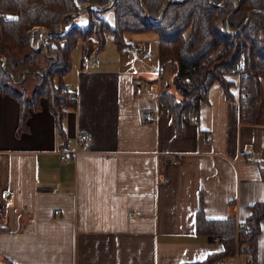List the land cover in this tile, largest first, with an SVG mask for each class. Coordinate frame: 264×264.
<instances>
[{
    "label": "crops",
    "instance_id": "1",
    "mask_svg": "<svg viewBox=\"0 0 264 264\" xmlns=\"http://www.w3.org/2000/svg\"><path fill=\"white\" fill-rule=\"evenodd\" d=\"M110 35L101 49L97 38L95 50L87 46L93 35L78 41L82 57H72L64 78L77 94L63 118L65 138L46 98L17 134L19 103L0 96V264H215L223 243L197 232L198 211L243 220L264 200V73L254 122L241 119L236 73L233 95L214 82L198 120L177 122L159 98L171 67L160 75L158 48L150 61L143 43L127 39L119 48ZM135 46L140 58L125 63L123 50ZM85 54L99 65L83 68ZM149 70L159 81L144 80ZM82 132L90 137L79 143ZM238 260L264 264V220L256 256Z\"/></svg>",
    "mask_w": 264,
    "mask_h": 264
},
{
    "label": "trees",
    "instance_id": "2",
    "mask_svg": "<svg viewBox=\"0 0 264 264\" xmlns=\"http://www.w3.org/2000/svg\"><path fill=\"white\" fill-rule=\"evenodd\" d=\"M76 1L87 5L85 25L73 22L80 13ZM111 1L0 0V96L10 94L19 103L17 134L28 130L31 112L41 109V99L46 98L65 138L63 118L76 100L65 90L64 78L78 41L95 35L101 49L111 34L116 45L124 48L131 45L128 32L146 31L158 37L160 75L172 67L171 85L161 89L159 98L175 121L184 112L197 113L214 82L233 95L232 73L240 79L241 119L255 121L261 99L260 74L264 73V0H113L114 23L104 16L107 8H100ZM35 26L48 28L53 40L32 46L31 38L40 33ZM28 74L36 80L31 96L23 83ZM3 218L0 214V230ZM263 220L264 200L252 204L243 220L234 213L207 218L200 209L196 228L198 233L221 238L223 249L211 261L236 252L254 258Z\"/></svg>",
    "mask_w": 264,
    "mask_h": 264
},
{
    "label": "rangeland",
    "instance_id": "3",
    "mask_svg": "<svg viewBox=\"0 0 264 264\" xmlns=\"http://www.w3.org/2000/svg\"><path fill=\"white\" fill-rule=\"evenodd\" d=\"M84 5V4H83ZM81 8V7H80ZM79 8V9H80ZM83 7L80 9V12L78 15H76V17L74 18V23H78V24H81V25H85L87 24L88 22V13L85 10H82ZM104 16L111 22V23H114V12L112 9H108L105 13H104ZM62 31V28L59 29V32ZM144 35V39L143 38H137V36H143ZM142 35V33H134V32H128L126 34V38L128 40H130L132 43H136V42H140V43H143V47H144V50H143V53L142 55L145 56L146 54H149V60L150 61H154L156 60V55H157V48H158V37H157V34L156 32L154 31H146L144 34ZM112 37V35H110V38ZM90 38V37H89ZM88 38V39H89ZM88 39L86 40H81L82 44L84 42H86ZM53 40V39H52ZM52 40H49V41H52ZM93 40V41H92ZM92 40L89 41V44H87V46L90 48V46L92 47L93 50H95V41L96 40V36L93 35L92 37ZM54 42V41H53ZM42 43H47L46 42V36H45V40L42 41ZM54 44V43H53ZM84 46V45H83ZM81 47L82 45H78L75 49H73L72 51V57H73V61L76 63L78 62L79 58L82 57V52H81ZM96 52V51H95ZM46 53H47V50H46ZM152 54H156L155 56L152 55ZM48 55L50 56H53L54 58L57 57V54L56 53H48ZM90 55H93L94 56V53H91ZM123 58L124 59V62H135L136 59L140 58V55L139 54H136L135 52H133L132 48L130 47H127L123 50ZM139 55V56H137ZM92 57V56H91ZM171 67V66H170ZM172 68V67H171ZM171 68H167V71H166V78L167 79H171V78H168V76H171L172 75V69ZM142 75L145 76V81L146 80H150V81H159V73H155V72H152L151 70H149L148 72L146 73H143ZM29 79L31 81L34 80V77L32 75H30ZM169 85H171V80L169 82ZM236 255H239L238 252H236L234 255L232 256H226V257H222V258H230V257H234Z\"/></svg>",
    "mask_w": 264,
    "mask_h": 264
},
{
    "label": "built area",
    "instance_id": "4",
    "mask_svg": "<svg viewBox=\"0 0 264 264\" xmlns=\"http://www.w3.org/2000/svg\"><path fill=\"white\" fill-rule=\"evenodd\" d=\"M76 3L79 6V8L83 7L82 10H85L87 8L86 4L81 5L78 1H76ZM80 9H79V12H82V11H80ZM34 28H38L40 30V33L35 39L31 38L30 43H31L32 46L36 47V46H38L40 44V42L42 43V41L45 40V36H46V41L52 40V38H53L52 37V33L50 32V30L48 28L42 27V26H35ZM133 50H134V52H138V51L141 50V46H135L133 48ZM82 62H83V68H85V69L86 68H91V67H96V66L99 65V61L98 60H96L94 58H91L89 55H86V54L83 56ZM65 90H67L66 87H65ZM68 94H69L70 98L75 99V100L77 99V94L75 92L68 91ZM149 117L150 118H152V117L154 118L153 114H150ZM198 118L199 117H198V115L196 113H193V112H190V111L182 113V119H184V120L197 121ZM89 137H90L89 133L82 132V133L78 134L77 141L79 143H81V142H84V141L88 140ZM207 138L209 140H213L212 134H207ZM77 151H78L77 149L64 150V152L61 155L62 160L70 159L71 156L76 154ZM251 159L255 160L254 156H252ZM238 256L239 255H236V256L230 257V258H220V259L216 260L215 264H239ZM249 261H250V259H249Z\"/></svg>",
    "mask_w": 264,
    "mask_h": 264
},
{
    "label": "water",
    "instance_id": "5",
    "mask_svg": "<svg viewBox=\"0 0 264 264\" xmlns=\"http://www.w3.org/2000/svg\"><path fill=\"white\" fill-rule=\"evenodd\" d=\"M112 3H113V0L110 2V4H108L107 6H105V7H100V8H102V9H104V8H109L111 5H112ZM138 84H139V82H138Z\"/></svg>",
    "mask_w": 264,
    "mask_h": 264
}]
</instances>
